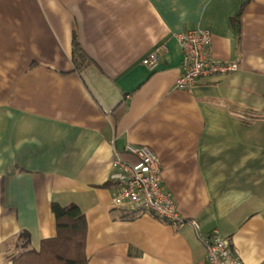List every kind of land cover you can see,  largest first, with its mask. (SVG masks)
Segmentation results:
<instances>
[{
    "label": "crops",
    "instance_id": "crops-1",
    "mask_svg": "<svg viewBox=\"0 0 264 264\" xmlns=\"http://www.w3.org/2000/svg\"><path fill=\"white\" fill-rule=\"evenodd\" d=\"M191 28L237 68L184 90L176 35ZM74 29L125 93L111 113L74 66ZM128 143L159 156L185 226L113 204ZM53 202L84 212L87 264H208L215 231L264 264V0H0V264L57 235Z\"/></svg>",
    "mask_w": 264,
    "mask_h": 264
},
{
    "label": "built area",
    "instance_id": "built-area-1",
    "mask_svg": "<svg viewBox=\"0 0 264 264\" xmlns=\"http://www.w3.org/2000/svg\"><path fill=\"white\" fill-rule=\"evenodd\" d=\"M185 53L182 72L176 88L191 90L201 78L215 73H226L237 68L230 62L217 61L212 55V32L207 28H191L178 33ZM165 45H159L143 60L154 69L158 66ZM125 150L134 156L126 161L116 151L112 161L113 204L128 206L138 213H151L176 226L188 223L178 209L176 200L164 183L161 159L148 145L128 143ZM207 248L208 264H244L233 252L229 239L218 231L208 236L200 235Z\"/></svg>",
    "mask_w": 264,
    "mask_h": 264
},
{
    "label": "trees",
    "instance_id": "trees-1",
    "mask_svg": "<svg viewBox=\"0 0 264 264\" xmlns=\"http://www.w3.org/2000/svg\"><path fill=\"white\" fill-rule=\"evenodd\" d=\"M72 59L75 68L82 74L89 67L99 68L85 50L77 29L73 33ZM56 215L57 235L42 242L40 250L27 249L14 258V264H87L86 240L88 225L84 212L76 203L63 205L53 202ZM28 232L20 239L29 243Z\"/></svg>",
    "mask_w": 264,
    "mask_h": 264
},
{
    "label": "water",
    "instance_id": "water-1",
    "mask_svg": "<svg viewBox=\"0 0 264 264\" xmlns=\"http://www.w3.org/2000/svg\"><path fill=\"white\" fill-rule=\"evenodd\" d=\"M82 76L106 112L115 111L123 103L125 99L123 90L98 68L89 67Z\"/></svg>",
    "mask_w": 264,
    "mask_h": 264
},
{
    "label": "rangeland",
    "instance_id": "rangeland-1",
    "mask_svg": "<svg viewBox=\"0 0 264 264\" xmlns=\"http://www.w3.org/2000/svg\"><path fill=\"white\" fill-rule=\"evenodd\" d=\"M208 29V28H207ZM210 30V29H209ZM212 43H213V35H212Z\"/></svg>",
    "mask_w": 264,
    "mask_h": 264
}]
</instances>
